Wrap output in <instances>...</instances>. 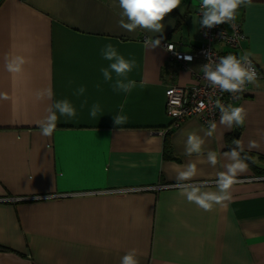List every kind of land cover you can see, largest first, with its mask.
<instances>
[{
  "label": "crops",
  "instance_id": "1",
  "mask_svg": "<svg viewBox=\"0 0 264 264\" xmlns=\"http://www.w3.org/2000/svg\"><path fill=\"white\" fill-rule=\"evenodd\" d=\"M196 7V0H182L153 38L186 51L199 46ZM119 13L118 0H0V93L7 97L0 98V264H119L133 248L139 264H264L263 179L248 167L227 207L210 212L180 196L175 181L176 169L193 161V182L212 183L237 139L245 151L255 140L250 152L264 155V0L241 7L236 18L245 52L263 74L259 87L250 84L233 103L246 108L244 125L228 130L218 119L212 137L197 117L166 130L167 85L190 84L193 77L167 60L161 43L145 46L151 33L120 27ZM108 43L135 61L128 78L137 86L129 93L103 81L100 68L108 61L101 49ZM15 54L27 61L19 74L6 68L5 58ZM81 85L86 92L78 97L73 92ZM46 89L52 100H37ZM64 98L76 118L62 117L51 136L41 135L36 121ZM94 102L102 113L91 118ZM121 104L128 119L116 125ZM190 131L204 138V153L217 151L216 167L206 155H185ZM165 139L171 157H164ZM31 196L42 197L17 200Z\"/></svg>",
  "mask_w": 264,
  "mask_h": 264
},
{
  "label": "clouds",
  "instance_id": "2",
  "mask_svg": "<svg viewBox=\"0 0 264 264\" xmlns=\"http://www.w3.org/2000/svg\"><path fill=\"white\" fill-rule=\"evenodd\" d=\"M182 0H118L120 9V19L118 24L128 32H134L137 29L151 33L146 36L144 44L146 47L156 48L160 45L161 38L155 34L162 33L164 17L173 9L181 5ZM252 4V0H196V6L199 13V26L212 28L222 23H228L234 26L237 18V12L241 7H247ZM101 56L108 61L107 66L101 67L100 72L105 83H111L114 91L129 93L137 86L136 81L129 79L128 74L135 66L134 60L125 59L117 49L108 43L101 49ZM251 53L245 52L240 56L228 53L223 56L213 57L211 52L207 53V62L201 66L203 79L207 82L209 88L213 90L209 96L212 110H219V124L230 130L234 126H243L247 117V110L244 106H234L232 103L225 104L219 98L211 100V95L218 90L220 93H230L235 99L240 98L244 93L246 85L253 84L259 87L258 73L252 63ZM187 59H191L188 57ZM6 68L10 73L19 74L27 62L23 55L15 54L5 58ZM143 86V85H141ZM99 87V85H97ZM86 88L81 85L73 92L78 97L84 96ZM51 89L42 90L36 93L37 100H52ZM0 98H7L0 93ZM88 104L85 98L81 103V108ZM206 105L201 102L200 110H204ZM102 113L99 102L92 103L88 108V114L91 118H96ZM77 110L73 103L67 99L52 101L45 109V114L36 121V125L41 130V135L49 137L55 131L57 122L60 118L71 120L76 118ZM116 125L126 123L127 116L124 114V105L119 106V112L113 116ZM207 129H202L205 137H212L217 129L215 120L207 121ZM204 138L195 131L187 133L184 142L185 155L192 154L206 155V162L212 167L219 163L218 153L209 149L203 152ZM233 147L224 152L226 163L221 165L222 170L216 172L212 183L208 181L193 182L197 177V163L189 161L176 169L175 181L179 189V195L185 200L196 205L199 209L210 212L214 206L219 205L226 208L228 202L232 199L231 190L233 185L241 183L238 179L248 169L247 161L251 157L245 151L242 140H235ZM224 146V145H223ZM222 146V147H223ZM258 147L255 140H249L247 148L249 151ZM243 154V155H242ZM214 185V189L212 187ZM39 198V197H37ZM50 198V197H47ZM119 264H139L137 250L129 249L121 257Z\"/></svg>",
  "mask_w": 264,
  "mask_h": 264
},
{
  "label": "built area",
  "instance_id": "3",
  "mask_svg": "<svg viewBox=\"0 0 264 264\" xmlns=\"http://www.w3.org/2000/svg\"><path fill=\"white\" fill-rule=\"evenodd\" d=\"M196 15L199 20L198 7H196ZM199 32L201 36V43L199 46L193 48L190 51L182 50L174 42L163 40L160 43L167 52V60L178 62L182 69L190 71L193 82L190 84L179 85L177 83H170L166 87L165 98V112L171 118V124L169 128L179 125L182 121L189 117H198L208 127L207 121L218 120L219 110H212L211 103L209 102V96L213 90L209 88L207 82L203 79V73L201 66L207 62V53L211 52L213 57L223 56L228 53L235 54L237 56L245 53L243 42L246 40V36L241 28V23L235 20L234 26L228 23H222L212 28L200 27ZM224 46L226 49L220 48ZM191 57V59H187ZM255 66L258 78L261 76V72ZM191 64H196V68ZM173 73L170 74L173 77ZM246 91L240 94L239 99L232 97L230 93H220L215 91L214 95H211V100L215 101L217 98L221 102L228 104L234 103L249 91L250 84L246 85ZM203 102L206 105L204 110L199 109L200 103ZM259 179H264L261 177ZM35 196L17 198L19 199H33ZM41 198L42 196H37ZM38 199V198H37ZM3 201L15 200L12 198H2Z\"/></svg>",
  "mask_w": 264,
  "mask_h": 264
},
{
  "label": "trees",
  "instance_id": "4",
  "mask_svg": "<svg viewBox=\"0 0 264 264\" xmlns=\"http://www.w3.org/2000/svg\"><path fill=\"white\" fill-rule=\"evenodd\" d=\"M167 138V137H166ZM247 154L251 157V159H249L247 161L248 163V167H250V169L257 174L258 176H264V168L263 167H259L255 164V161L259 160L261 162H263L264 164V155L262 154H257L254 152H250V151H246ZM163 153H164V157H171L170 156V144L168 139H165L164 141V146H163ZM243 155V154H242ZM0 250H5L4 248L0 247Z\"/></svg>",
  "mask_w": 264,
  "mask_h": 264
},
{
  "label": "bare ground",
  "instance_id": "5",
  "mask_svg": "<svg viewBox=\"0 0 264 264\" xmlns=\"http://www.w3.org/2000/svg\"><path fill=\"white\" fill-rule=\"evenodd\" d=\"M191 50H192V49H191ZM184 51H186V50H184ZM189 51H190V50H189ZM170 61H172V60H170ZM252 61H253V60H252ZM174 62H175V61H174ZM177 63H178V62H177ZM178 64H179V63H178ZM191 65L193 66V64H191ZM195 65H196V64H195ZM256 66H257V65H256ZM257 68H258V66H257ZM258 69H259V68H258ZM259 71H260V69H259ZM260 72H261V71H260ZM262 75H263V74L261 73V76H260V77H262ZM249 90H250V89H249ZM248 92H249V91H248ZM248 92H247V93H248ZM247 93H246V94H247ZM246 94H245V95H246ZM245 95H244V96H245ZM244 96H243V97H244ZM241 99H242V98H241ZM166 115H167V114H166ZM167 116H168V115H167ZM197 118H198V117H197ZM186 119H187V118H186ZM198 119L201 121L200 118H198ZM201 122H202V121H201ZM202 123H203V122H202ZM170 124H171V122H170ZM170 124H169V126H170ZM203 124H204V123H203ZM169 126L166 128V130L170 129ZM261 177H264V176H258V177L256 178V180L259 179V178H261ZM263 180H264V179H263ZM27 198H28V197H27ZM35 199L37 200V196L33 197V200H35ZM9 201H12V200H9Z\"/></svg>",
  "mask_w": 264,
  "mask_h": 264
},
{
  "label": "water",
  "instance_id": "6",
  "mask_svg": "<svg viewBox=\"0 0 264 264\" xmlns=\"http://www.w3.org/2000/svg\"><path fill=\"white\" fill-rule=\"evenodd\" d=\"M234 132H235V134L237 133V131H236V129H234ZM234 145H233V142L232 143H230V144H228V148L230 149L231 147H233Z\"/></svg>",
  "mask_w": 264,
  "mask_h": 264
},
{
  "label": "rangeland",
  "instance_id": "7",
  "mask_svg": "<svg viewBox=\"0 0 264 264\" xmlns=\"http://www.w3.org/2000/svg\"><path fill=\"white\" fill-rule=\"evenodd\" d=\"M185 50V49H184Z\"/></svg>",
  "mask_w": 264,
  "mask_h": 264
}]
</instances>
